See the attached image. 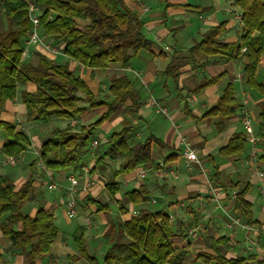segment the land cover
I'll return each mask as SVG.
<instances>
[{"label":"crops","instance_id":"obj_1","mask_svg":"<svg viewBox=\"0 0 264 264\" xmlns=\"http://www.w3.org/2000/svg\"><path fill=\"white\" fill-rule=\"evenodd\" d=\"M122 1L142 20L144 33L153 43L151 51L143 50L136 54L127 68L113 63L106 72L81 67L64 53L50 59L57 64L68 65L71 71L86 82L90 91L99 100L107 103L113 100L109 86L114 78L124 76L133 82L140 108L136 113H129L126 108L132 105L131 100H128L124 106L120 105L111 119L97 130L95 139L105 144L113 133L122 130L124 126H131L134 142H144L153 136L165 146L157 144L152 146V157L160 165L159 170L140 167L130 174L115 178L114 172L119 169L121 161L106 160L105 165L93 174L90 172L85 174L83 170L76 173L80 177V185L74 197L79 199L81 205L79 204V213L74 218L76 226L72 236L79 226L85 227L90 253L98 257L97 252H101L102 255L99 257L101 259L109 248L104 243L103 236L117 219L130 220L140 209L152 212L163 210L172 221L173 243L189 252L183 264L200 263L197 255L200 252L212 253L213 241L220 238H226L228 241L227 247L219 246L222 254L227 258L256 256L257 259L250 264H260L264 258L263 237L259 239L257 232L249 234L241 226L232 224L229 217L223 214L217 202L210 196L207 178L199 165L193 162L187 166L182 144V139H185L197 151L200 160L209 170L208 174L214 186L224 191L225 196L221 203L231 217L239 218L243 223L242 218L233 210V198L238 191L247 188L246 199L253 205L254 218L259 223L264 220L261 180L258 173L251 170V164L247 163L251 145L247 142L243 152L234 158H226L220 154V150L229 144L235 134L243 133L244 110H247L253 119L255 133L259 132L262 99L245 83L243 68L248 63V59L244 57L238 62H226L217 55L206 57L201 52L190 51L202 41L211 28L223 23L226 24L227 32L220 37V42L238 43L242 33L240 9L235 5L234 0ZM187 6L200 7V10L187 9ZM144 8L148 10L145 11ZM80 23L88 24L84 21ZM38 53H42L38 47H30L24 61L37 65ZM175 56L179 65L176 71L177 82L166 74ZM220 75L223 77L217 84L202 92L190 93L202 80ZM258 79L264 83V54L258 69ZM230 84L234 86L238 102L236 114L227 118L222 116L203 118ZM36 89L37 85L32 82L20 84L18 96L8 101L0 112V121L16 125L18 131L24 132L30 141L28 149L18 158L16 166H3L1 161L5 157L2 153L5 136L0 133V175L12 181L16 188H20L30 178L34 167V189L30 201L23 207L24 211L34 216L39 207L47 208L53 212L60 233L52 253L39 260L37 264H61L52 263V260H62L63 257L73 259L78 256L74 242L70 244L67 240L74 219L68 218L63 204L69 186L67 177L70 173L69 170L51 171L50 174L55 180L62 181L61 183L57 181L62 191H57L56 199L45 198L47 181L42 179L44 173L40 171L39 156L44 140L51 136L45 135L47 132L52 134L54 129L65 128L68 125L78 132L81 127L91 124L89 121H83L90 108L88 104H84L85 112L73 120L53 119L50 124L55 123V126L52 129L48 126L50 124L40 126L37 125L38 123H29L26 118V105L21 100L22 93L34 92ZM150 95L168 109V115L164 116L150 107ZM100 108L103 114L107 112L106 106ZM105 124L109 126L102 129ZM260 138L256 163L259 170L264 172V137ZM94 152L91 147L84 152L80 166L92 169L96 162ZM142 169L148 170L144 180L137 174ZM160 170H168L173 174L168 177H158L156 173ZM88 178L93 179L94 185L85 190V181ZM106 179L109 180L108 183L110 181L119 183L120 190L115 197L108 198ZM142 186H145L149 192L147 200L139 205L128 202L125 194ZM58 192L63 195L62 198ZM88 195L102 205H108L109 209L98 212L92 204H89L90 209L82 208L83 201ZM58 217H62L65 222L62 228L58 225ZM195 229H198V234L196 237H191L190 231ZM10 248L11 242L0 231V252L6 257V252L10 251ZM24 261V256L18 260L11 257L10 263L6 264H25ZM86 262L82 258L73 264H88Z\"/></svg>","mask_w":264,"mask_h":264},{"label":"trees","instance_id":"obj_2","mask_svg":"<svg viewBox=\"0 0 264 264\" xmlns=\"http://www.w3.org/2000/svg\"><path fill=\"white\" fill-rule=\"evenodd\" d=\"M29 1L40 9L41 34L61 45L63 53L81 67L106 72L111 64L117 63L127 68L136 54L143 50L151 51L153 43L144 33L142 20L122 0ZM234 1L240 9L242 25L239 42H220V37L227 32L223 23L211 28L190 51L201 52L206 57L217 55L226 62H238L244 57L248 59L243 68L245 83L262 99L257 135L264 137V83L258 79L264 54V0ZM26 4L25 0H0V112L8 101L18 96L19 85L28 82L37 85L36 91L22 93L21 100L26 105L29 123L46 125L53 119L73 120L85 112L84 104H88L90 109L106 106L107 112L98 121L81 127L78 132L71 125L56 128L42 144L39 161L47 170H69V173L78 174L83 168L80 166L83 153L91 147L97 130L128 100L132 101V105L126 108L127 112L136 113L140 108L139 97L133 82L124 76L110 82L109 92L113 100L107 103L99 100L86 82L66 64H57L42 53H38L37 65L26 63L23 53L32 29ZM187 9L200 10V7L187 6ZM80 21L88 24L80 25ZM178 66L175 56L166 70L167 76L175 82L178 79ZM222 77L204 79L189 92H202L217 84ZM237 107L235 89L230 84L203 118L231 117L236 114ZM132 131L131 126H124L109 137L104 149L98 147L95 150L96 162L90 170L91 174L101 169L106 160L121 161L119 169L114 172L115 178L140 167L160 169L152 157V146H165L164 143L153 136L136 143ZM0 132L5 136L2 148L5 157L19 158L28 149L30 141L24 132L18 131L16 125L0 121ZM246 143L244 132L235 134L229 144L220 150V154L234 158L243 152ZM106 188L111 197H115L120 185L111 181ZM33 189L34 167L32 175L20 188L0 175V231L11 242V255L24 256L25 264H37L49 256L60 234L54 214L47 208L39 207L34 216L24 212L23 207L30 201ZM247 193V188L236 193L233 210L243 223L259 230L260 239L261 226L254 218L253 205L246 199ZM148 195V190L142 186L126 193L125 197L131 204L139 205L147 200ZM86 199L98 212L109 209L108 205H102L89 195ZM105 232L103 240L109 248L100 259L90 253L86 229L79 226L72 236L78 251V256L73 260L83 258L88 264H183L189 253L173 243L172 221L163 210L152 212L140 209L130 220L117 219ZM220 245L227 247V239L213 241L212 253L200 252L197 259L203 264H250L257 259L256 256L229 259L222 254ZM5 261V255L0 252V264H5ZM260 264H264V258Z\"/></svg>","mask_w":264,"mask_h":264},{"label":"built area","instance_id":"obj_3","mask_svg":"<svg viewBox=\"0 0 264 264\" xmlns=\"http://www.w3.org/2000/svg\"><path fill=\"white\" fill-rule=\"evenodd\" d=\"M27 2L26 5H28L29 8V17L32 23V29L28 33V39L25 42V50L23 53V57L26 58L28 55V50L30 47H38V49L41 50V52L46 55L47 57H57L61 54H63L62 46L59 44H56L53 42V40L47 39L45 36H43L40 32V9L38 6H36L33 2L29 0H25ZM145 11H147V8H144ZM241 20V19H239ZM241 23V21H240ZM150 107H153L156 109L158 113L168 115V109L163 107L159 101L153 96L150 95L149 100ZM242 128L243 132L246 136L247 142L249 145H251V151L249 153V158H247V163L251 164V170H254L258 173L259 178L261 180L262 188L261 193L264 196V172L259 170V167L256 163L258 158V146L261 143V138L255 133L254 127H253V119L250 115V113L247 110H244L242 113ZM182 144L184 147L183 150V156L187 160V166H190L191 163H197L199 167L201 168V171L204 173V175L207 178L208 188L210 196L217 202L218 208H220L223 211V214L229 217L230 221L234 225H239L243 229H245L249 234L252 232L259 233V230L254 226H249L245 223H242L239 218H233L229 215L228 211L226 210L225 206L222 205L221 201L224 199L225 193L222 189L214 186L211 178L209 177V170L206 167V165L200 160L198 153L193 147L186 142V140L182 139ZM100 146V143L98 140H94L91 144V148L95 151ZM4 165L9 166H16L18 164V157H4L3 160ZM82 170L86 173H89L91 168L90 167H83ZM138 177L142 180H144L147 177L148 170L142 169L138 173ZM173 172H170L168 170H160L157 171L156 176L158 177H165L172 175ZM80 177L77 176L75 173H70L67 177V181L69 182V186L66 190V197L64 199V207L66 210V214L69 219H74L78 213H79V203L74 197L75 192L77 191L79 185H80ZM94 185L93 179H87L85 181V190L90 189ZM57 183H51L48 185V189L50 191H56L58 189ZM261 231H262V237L264 240V220L260 222ZM198 234V229L190 231L191 237H196Z\"/></svg>","mask_w":264,"mask_h":264},{"label":"rangeland","instance_id":"obj_4","mask_svg":"<svg viewBox=\"0 0 264 264\" xmlns=\"http://www.w3.org/2000/svg\"><path fill=\"white\" fill-rule=\"evenodd\" d=\"M80 25H82L81 23H80ZM89 112L84 116V119L85 120H83V121H89V122H95V121H97V120H99L102 116H103V111H102V109L101 108H97V109H89L88 110ZM106 111V110H105ZM91 120V121H90ZM50 124V123H49ZM37 125H40V126H43L44 124H37ZM46 125H48V124H46ZM49 126V128H54V126H55V123H53L52 125L50 124V125H48ZM109 125L108 124H105V126H103V128L102 129H104V127H105V129L108 127ZM48 128V127H47ZM47 128H45V129H47ZM115 130H116V128H115ZM104 132V131H103ZM1 134H2V132H0ZM45 135H47V136H50L51 135V133H49L48 134V132L45 134ZM95 140H98V139H95ZM99 141V143H100V149L102 148V149H104L105 148V145H106V143L105 144H103L100 140H98ZM3 160H4V158L2 159V165L3 166H8V165H4L3 164ZM40 171L42 172V173H44L43 174V176H42V179H44V181L46 180L47 181V184H46V189H45V191H44V196H45V198L46 197H48L49 199H56V197H58L57 196V191H62V190H60L61 189V186H60V184H58L57 183V181L58 180H55V178L53 177V175L52 174H50V172L51 171H49V170H47L46 168H45V166H43V164L41 163V165H40ZM61 180H63V178L61 179ZM108 181L109 180H107L106 179V183H108ZM58 182H62V181H58ZM111 182V181H110ZM51 183H57L59 186H58V189L56 190V191H50L49 189H48V185L49 184H51ZM44 187V186H43ZM58 195L60 196V198H62L63 197V195H61L59 192H58ZM65 197H66V195H65ZM111 197V195H110V193H109V195H108V198H110ZM78 199V198H77ZM76 199V200H77ZM78 201V203L80 204L81 202L79 201V199L77 200ZM84 203L82 204V208H84V209H90V206H89V202L87 201V199L85 198V200L83 201ZM84 204L86 205V206H84ZM81 205V204H80ZM92 211H94V210H92ZM26 214H28L27 213V211H24ZM92 213H94V212H92ZM65 224V222L62 220V217H58V225H59V227L60 228H62V226ZM76 224V219H74L73 220V224H72V227H70V234L68 235V237H67V240H68V242L70 243V244H72V239H73V237H72V233H73V231H74V229H75V225ZM8 239V238H7ZM9 240V239H8ZM10 241V240H9ZM11 251V250H10ZM10 251H8L7 250V252H6V263H10L9 261H10V258L12 257V258H14L15 260H18V259H20V258H22V255H17V256H11L10 255ZM251 252V251H250ZM97 254H99V256L98 257H100L101 255H102V253L101 252H97ZM77 261H74L73 259H67L66 257H63V259L61 260H52V263H61V264H73V263H76ZM5 263V264H6ZM17 263V262H16ZM87 263V262H86ZM192 264H203V262L202 261H200V263H192Z\"/></svg>","mask_w":264,"mask_h":264}]
</instances>
